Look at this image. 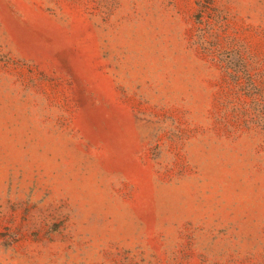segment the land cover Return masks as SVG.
<instances>
[{
    "label": "rangeland",
    "instance_id": "rangeland-1",
    "mask_svg": "<svg viewBox=\"0 0 264 264\" xmlns=\"http://www.w3.org/2000/svg\"><path fill=\"white\" fill-rule=\"evenodd\" d=\"M0 264H264V0H0Z\"/></svg>",
    "mask_w": 264,
    "mask_h": 264
}]
</instances>
